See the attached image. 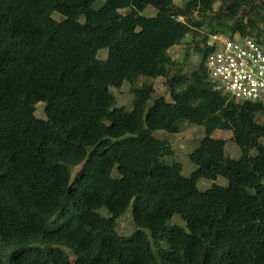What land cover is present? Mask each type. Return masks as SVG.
Listing matches in <instances>:
<instances>
[{"label": "trees", "instance_id": "16d2710c", "mask_svg": "<svg viewBox=\"0 0 264 264\" xmlns=\"http://www.w3.org/2000/svg\"><path fill=\"white\" fill-rule=\"evenodd\" d=\"M262 24L264 0H0V264H264V105L216 90L206 65L210 36L264 48ZM190 34L187 74L169 51ZM125 82L129 111L111 92ZM187 124L205 129L190 176L154 136ZM129 208L136 229L118 235Z\"/></svg>", "mask_w": 264, "mask_h": 264}, {"label": "rangeland", "instance_id": "374dc122", "mask_svg": "<svg viewBox=\"0 0 264 264\" xmlns=\"http://www.w3.org/2000/svg\"><path fill=\"white\" fill-rule=\"evenodd\" d=\"M174 2L179 5H184V0H174ZM101 3H99L100 5ZM99 5L94 6V8H99ZM128 10H122L121 13L125 14ZM145 15H155L153 9L148 8ZM54 18L60 20L59 14H54ZM183 20V19H180ZM260 31H264V25H260ZM204 30L202 33H206ZM199 39V37H198ZM193 34L188 35L181 45L175 46L170 49V54L172 58L176 61L185 63V70L187 74L193 73L197 70L201 57L197 54L193 49ZM189 51L188 59L185 60L186 54ZM108 54V50L104 49L98 53L99 58H106ZM143 83H152L155 88V97L163 96L169 100V90L165 85V79L157 78L151 79L148 77H140L137 87H140ZM111 92L115 95L116 103L118 107H124L126 110L132 109V100L133 95L131 93V86L129 83L125 82L121 88H112ZM154 97V98H155ZM153 100H150L148 103V107L151 106ZM45 104L40 103L36 106V116L41 119H45ZM259 123H264L263 117H258L256 119ZM205 135V129L201 126H193L190 124L185 125L184 130L179 134H170L165 131H157L154 133V136L158 139L167 140L170 142L172 148L174 149L175 155L174 159L180 162L183 165V175L190 176L193 171L196 170V166L189 159V154L198 147L201 139ZM212 136L217 139H223L226 142L225 150L226 154L232 158H239L241 155L239 147L232 141V132L230 131H215ZM214 184L220 185L222 187L228 186V181L223 177H218L217 180H206L202 179L198 182L197 186L199 190L205 191L209 189ZM101 214L106 215V211L103 209ZM182 226L186 227L185 222L179 215H175L172 220L169 222V226ZM135 224L132 215V208H129L126 213L117 219L116 221V232L121 236H130L135 231Z\"/></svg>", "mask_w": 264, "mask_h": 264}, {"label": "built area", "instance_id": "2783aa9c", "mask_svg": "<svg viewBox=\"0 0 264 264\" xmlns=\"http://www.w3.org/2000/svg\"><path fill=\"white\" fill-rule=\"evenodd\" d=\"M206 59L211 83L240 102L264 105V48L250 37L212 35Z\"/></svg>", "mask_w": 264, "mask_h": 264}, {"label": "water", "instance_id": "95a60500", "mask_svg": "<svg viewBox=\"0 0 264 264\" xmlns=\"http://www.w3.org/2000/svg\"><path fill=\"white\" fill-rule=\"evenodd\" d=\"M209 73V72H208Z\"/></svg>", "mask_w": 264, "mask_h": 264}]
</instances>
